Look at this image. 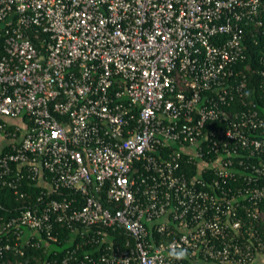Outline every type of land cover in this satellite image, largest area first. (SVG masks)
Segmentation results:
<instances>
[{
	"label": "built area",
	"instance_id": "obj_1",
	"mask_svg": "<svg viewBox=\"0 0 264 264\" xmlns=\"http://www.w3.org/2000/svg\"><path fill=\"white\" fill-rule=\"evenodd\" d=\"M248 37L264 0H0V264H264Z\"/></svg>",
	"mask_w": 264,
	"mask_h": 264
},
{
	"label": "trees",
	"instance_id": "obj_2",
	"mask_svg": "<svg viewBox=\"0 0 264 264\" xmlns=\"http://www.w3.org/2000/svg\"><path fill=\"white\" fill-rule=\"evenodd\" d=\"M258 41L259 43L257 45H254L252 43L253 41L250 40L249 37L245 40V45L248 52L247 60L245 62L246 65L253 66L257 62V59L260 56L264 55V48H263L264 40H258ZM244 67L245 65L242 66V69H244ZM259 81L260 80L256 77H254V79L252 78V82L248 88L247 94L250 98L257 101V103L259 104V111L264 118V93L261 91V89L258 88ZM259 96H263V98L259 100L258 99ZM39 191L40 188L39 189L35 187L27 188L25 189L26 192L25 198L19 200L16 199V197L12 194L11 190L8 189L0 190V206L4 210L11 211L10 213L6 214V216L9 217L11 215L16 214L18 207L30 206L33 203L35 197L39 194ZM62 194H66V192H62ZM53 198L58 199L59 196H53ZM61 235L62 236L60 237L58 243L50 244L47 246L42 244L41 248L37 250H27V255L33 257L34 259H37L38 261L48 260L53 258L52 254L53 252L56 251L59 254V256H61L66 249L71 248V244L63 240V236L65 235V232H63ZM116 237L121 242L125 239L124 235L122 234L119 236L116 235Z\"/></svg>",
	"mask_w": 264,
	"mask_h": 264
},
{
	"label": "clouds",
	"instance_id": "obj_3",
	"mask_svg": "<svg viewBox=\"0 0 264 264\" xmlns=\"http://www.w3.org/2000/svg\"><path fill=\"white\" fill-rule=\"evenodd\" d=\"M168 254L172 259L177 260V261L186 260L189 256L188 250L179 245L171 246Z\"/></svg>",
	"mask_w": 264,
	"mask_h": 264
}]
</instances>
